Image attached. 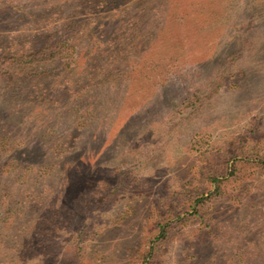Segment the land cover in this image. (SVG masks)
Here are the masks:
<instances>
[{"label":"rangeland","instance_id":"rangeland-1","mask_svg":"<svg viewBox=\"0 0 264 264\" xmlns=\"http://www.w3.org/2000/svg\"><path fill=\"white\" fill-rule=\"evenodd\" d=\"M164 224L150 264H264V0H0V264Z\"/></svg>","mask_w":264,"mask_h":264},{"label":"trees","instance_id":"trees-1","mask_svg":"<svg viewBox=\"0 0 264 264\" xmlns=\"http://www.w3.org/2000/svg\"><path fill=\"white\" fill-rule=\"evenodd\" d=\"M114 47V46H113ZM143 47H146V50H145V53H148V52H150V53H152V54H155L157 51H159V48L161 47V45H156V46H143ZM61 52H62V50L60 49V52H59V54H61ZM142 52V50H141V48L140 49H138V48H135V47H132V50H131V52H129V56H132V57H134L135 55H137V54H139V53H141ZM182 54H183V52H180V54L178 55V56H175V55H172V57H183L182 56ZM24 55V54H23ZM127 55H128V52L126 51L125 52V55L123 56H121V55H118V54H115V57H127ZM58 55H53L52 57H57ZM12 57H22L21 55H18V54H13L12 55ZM24 57H40V55L39 54H36V53H33V54H27L26 56H24ZM29 60V62L32 64V63H36V62H38V60H39V58H37V59H28ZM18 62V65L20 64V66H22L23 67V65H21V62L18 60L17 61ZM26 63H28V61L26 60L25 61ZM205 198V197H204ZM206 199V198H205ZM170 227L171 226H169L168 224H164V225H162L161 226V229H160V233L156 236V237H154V238H152L151 240H150V242H149V246H148V250H146L145 252H144V254H143V257H142V262H141V264H150L151 263V259L155 256V248L157 247V246H159L160 244H162V242L163 241H165L166 239H167V237H168V234H169V229H170ZM14 248V247H13ZM11 249V250H9V251H6V254H8V255H11L12 254V252H13V250H17V249ZM10 251H12V252H10ZM18 251V250H17ZM10 252V253H9ZM15 253H18V252H16V251H14ZM2 255V254H1Z\"/></svg>","mask_w":264,"mask_h":264}]
</instances>
